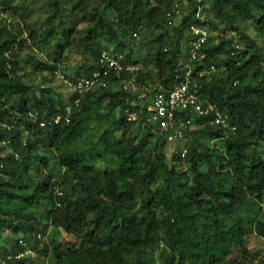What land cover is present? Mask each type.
<instances>
[{
  "label": "trees",
  "instance_id": "trees-1",
  "mask_svg": "<svg viewBox=\"0 0 264 264\" xmlns=\"http://www.w3.org/2000/svg\"><path fill=\"white\" fill-rule=\"evenodd\" d=\"M101 1L97 21L80 38L90 65L65 77L71 83L88 77L112 44L113 54L137 67L130 74L138 83L170 89L181 69L177 52L198 22L195 0ZM59 2L51 1L52 16L39 33L0 22V122L10 127L0 129V264H18L12 258L24 248L34 253L32 264H264L246 247L251 234L264 241V47L257 44L264 42V0L204 5L202 24L240 36L235 57L225 41L209 36L190 80L228 128L209 125L211 115L177 112L173 128L163 131L158 123L126 122L134 98L119 80L129 74L82 96L69 89L66 104L49 89L34 92L23 83L30 73L15 74L20 60L34 71L61 69V35L72 32L75 11L68 0L66 24ZM10 10L17 14L20 6ZM175 10L182 19L169 36L167 14ZM25 33L39 51H50L47 59L19 57ZM138 39L146 49L134 58ZM203 66L215 72L199 78ZM66 107L67 125L37 127ZM175 128L183 138L173 141ZM40 149L54 153L52 165Z\"/></svg>",
  "mask_w": 264,
  "mask_h": 264
},
{
  "label": "built area",
  "instance_id": "built-area-1",
  "mask_svg": "<svg viewBox=\"0 0 264 264\" xmlns=\"http://www.w3.org/2000/svg\"><path fill=\"white\" fill-rule=\"evenodd\" d=\"M206 0H195L196 11L195 19L198 20L197 24L189 28V36L187 41L181 43L179 52L176 55L177 68H181L180 72L174 78V84L170 89H165L159 84L138 83L135 79V74H130L131 77L120 79L119 88L123 92L132 93L134 100L132 101V111L125 110L124 115L127 123H134L139 125L158 123L160 129L168 130L173 128V117L177 112H192L194 116H208L209 125L218 126L222 129H227L228 124L226 118L223 117L214 104L206 99H199L196 95L195 84H191L190 80L197 60H203L205 54L203 47L209 36L215 38V42L221 39L225 41L231 49L230 56L235 57L238 55L240 47V36L235 31H226L224 33H217L209 29L208 26L202 24L205 19L204 5ZM181 21V14L178 10L167 14V30L169 36L173 27H177ZM174 41V38H171ZM123 56L121 54L111 55L108 52H102L99 59V69L92 74L90 78H82L71 83L65 78L58 70L54 71V76L58 81H61L68 89L76 92L78 95L87 93L93 89L106 88L108 77L112 72L119 73L126 71L134 73L135 68L126 66L122 68L121 62ZM137 71V70H136ZM215 72L214 67L206 68L203 66L198 71V77H207ZM129 75V76H130ZM77 103V102H76ZM135 108V110H134ZM70 108L66 107L64 112L56 116L46 118L37 123L38 128H44L46 125H67L69 123ZM29 117L35 118L31 113ZM35 120V119H34ZM186 126L192 125L189 121L185 122ZM197 128V126H196ZM0 129L9 130L6 124H0ZM182 132L179 128H175L172 135V140L182 139ZM163 140V139H162ZM170 153H174V149H170ZM18 247H24L25 241L18 239ZM25 250L16 254L12 260L18 264H32L34 262V253L24 248Z\"/></svg>",
  "mask_w": 264,
  "mask_h": 264
},
{
  "label": "rangeland",
  "instance_id": "rangeland-1",
  "mask_svg": "<svg viewBox=\"0 0 264 264\" xmlns=\"http://www.w3.org/2000/svg\"><path fill=\"white\" fill-rule=\"evenodd\" d=\"M51 1L52 0H0V22L5 21L9 26L15 23H20V25H23L25 29L27 28L28 30H32L34 32L39 33L38 30L40 28L46 29L44 27V23L46 21L49 22V18L52 16L49 7ZM63 2L65 4L66 3L69 4L68 0H62V2H59V7L62 8L64 6L65 8L58 10V12L61 13L60 15L63 16V20H66L67 21L66 24H68V21L70 22L71 20L69 16L68 7H72V6L70 4L68 6H66L65 4L63 5ZM101 5H102L101 0H73L75 18L74 21L71 23L72 32H66L65 34L63 32V34L61 35L62 42L60 44V47L61 45H63L64 48L63 49L61 48L62 51L59 52V55L61 56L60 71L62 72L63 75L72 73L76 69L82 70L81 67L84 68L89 67L90 61L88 56L84 55L82 52L83 43L80 41V38L84 36V34L87 31V28L90 27L92 24H94L93 22L97 21L98 12L102 7ZM17 6H20V10L17 13L18 15L14 14L10 10L11 7H17ZM21 11H24L23 12V15L25 16L23 18L24 20H21V18H19V14ZM85 13L87 14L85 15ZM246 31L250 33V35L252 36L248 26H246ZM22 37L24 39L26 38V45L24 50L20 51L19 57L21 59H25L26 57L33 56L36 59L42 61V57L46 58L47 57L46 55L50 53L48 49L46 53L39 51V49L36 48L34 45L35 39L34 38L30 39L28 33H25ZM143 42H141V39L137 40L134 58L142 57L144 55L143 51L146 49L145 40H143ZM107 44L108 43L106 41H100V45L107 46ZM257 44L264 47V42L259 41L257 42ZM108 47H113V45L109 44ZM19 65L21 69H19L15 74L22 76L30 73V75H27V77L28 76L30 77V80L27 78V82L26 80H23L24 81L23 83H25L26 85L29 84L33 86L35 88L34 92H36L39 88L49 89L55 95H59V97L61 98V102L66 104L69 101L68 98L71 95L69 89L68 88L66 89V86H64L62 82H59L56 79H54L53 76H51V74L49 73V71H43V72L34 71L33 66L26 65L23 62V60L19 61ZM10 72H12L11 68L8 71V73L10 74ZM4 106L8 107V105H4ZM113 114H114V118L116 119L117 112L115 111V113ZM105 127H101V128H105ZM115 133L116 135H119L118 132ZM170 151L171 150L169 149V153ZM39 152L40 154L46 155L50 165L53 164V162L55 161V157L52 151L40 149ZM8 236L9 234L7 232H4L3 239L6 240ZM44 236H46V233L44 234ZM0 243L3 242L0 241ZM246 247L252 253L258 252L259 254L261 253L260 255H263L264 257V241L258 238L257 236L253 234L249 235L247 237ZM257 257L259 258L260 256Z\"/></svg>",
  "mask_w": 264,
  "mask_h": 264
},
{
  "label": "clouds",
  "instance_id": "clouds-1",
  "mask_svg": "<svg viewBox=\"0 0 264 264\" xmlns=\"http://www.w3.org/2000/svg\"><path fill=\"white\" fill-rule=\"evenodd\" d=\"M180 12V14H181V19H182V12L181 11H179ZM102 52H108V53H110L111 55H118V54H121L122 56H123V54L122 53H120V52H117L116 54H113L112 52V48L111 47H109V49L108 50H104V51H102ZM102 52H101V54H102ZM101 54H100V56H101ZM100 56H99V58H98V64L97 65H99V59H100ZM127 63V64H126ZM125 63V58H124V56H123V61L121 62V66H122V68H125L126 66H131V67H134L132 64H130V63H128V62H126ZM8 68V70L10 69L9 67H7ZM136 70H137V67H134ZM98 69H99V67H98ZM98 69H96V70H94L92 73H90V75L88 76V77H80V78H78V79H76L74 82H72V83H75L76 81H78L79 79H82V78H90L91 76H92V74L94 73V72H96ZM136 70H135V72H136ZM49 71V73L51 74V76H53V78L54 79H56L55 78V76H54V71H57V70H54V69H50V70H48ZM61 74H62V72L60 71V69L58 70ZM134 72V73H135ZM122 74H129L130 75V73L129 72H126L125 70L124 71H120L119 73H115V72H112L110 75H108V77L107 78H105V80L107 81V80H109L110 79V77L111 76H114L115 78H119L120 79V77H121V75ZM63 75V74H62ZM65 76V75H64ZM66 78V77H65ZM67 79V78H66ZM57 80V79H56ZM58 81V80H57ZM120 81V80H119ZM59 82H61V81H59ZM65 86V85H64ZM162 86V85H161ZM66 89H67V87H66ZM85 94V93H84ZM84 94H82V95H84ZM78 95V94H77ZM81 95V96H82ZM29 114V113H28ZM27 114V116H28V118L32 121V122H35V120H37L36 119V116H34L35 118V120L33 119V118H31V117H29V115ZM32 114V113H31ZM33 115V114H32ZM18 117H20V116H18ZM0 124H2L1 122H0ZM14 125H16L15 123H13ZM18 239H20V238H16L15 240H16V242L18 241ZM18 245V244H17Z\"/></svg>",
  "mask_w": 264,
  "mask_h": 264
}]
</instances>
